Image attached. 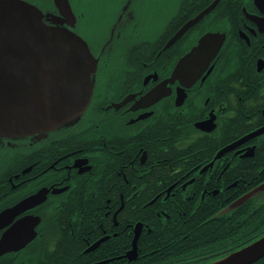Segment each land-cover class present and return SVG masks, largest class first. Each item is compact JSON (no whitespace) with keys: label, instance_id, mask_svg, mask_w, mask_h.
<instances>
[{"label":"flooded vegetation","instance_id":"obj_1","mask_svg":"<svg viewBox=\"0 0 264 264\" xmlns=\"http://www.w3.org/2000/svg\"><path fill=\"white\" fill-rule=\"evenodd\" d=\"M24 1L59 15L53 0ZM69 2L92 52L110 46L71 131L1 140L0 264H206L233 252L245 240L237 216L218 213L264 181L254 185L264 131L238 142L264 127V0H112L95 27ZM209 33L224 35L209 66L188 87L169 81Z\"/></svg>","mask_w":264,"mask_h":264},{"label":"water","instance_id":"obj_2","mask_svg":"<svg viewBox=\"0 0 264 264\" xmlns=\"http://www.w3.org/2000/svg\"><path fill=\"white\" fill-rule=\"evenodd\" d=\"M53 1L59 15L43 12L24 0H0V142L44 138L52 133L64 135L80 122L90 104L98 59L110 44L105 41L94 54L87 40L75 31L76 18L69 0ZM117 17L113 24L120 20ZM223 39L224 35L218 33L202 36L190 52L178 59L169 81L179 80L183 87L193 84L209 66ZM262 131L264 127L238 142ZM263 194L264 181L218 214L232 213ZM7 247L5 235L0 240V252ZM263 256L264 232L206 264H251Z\"/></svg>","mask_w":264,"mask_h":264},{"label":"trees","instance_id":"obj_3","mask_svg":"<svg viewBox=\"0 0 264 264\" xmlns=\"http://www.w3.org/2000/svg\"><path fill=\"white\" fill-rule=\"evenodd\" d=\"M260 165L261 171H254V175L256 176L254 185L264 180V159ZM232 213L237 216V221L234 222V225L236 224L234 226V235H238L236 241L245 239L242 242L244 244L264 232V202L258 203L255 199L251 198ZM225 228L222 227L221 229L223 237L226 233ZM251 264H264V256Z\"/></svg>","mask_w":264,"mask_h":264},{"label":"rangeland","instance_id":"obj_4","mask_svg":"<svg viewBox=\"0 0 264 264\" xmlns=\"http://www.w3.org/2000/svg\"><path fill=\"white\" fill-rule=\"evenodd\" d=\"M112 0H79V4L85 3L87 8H84V14L81 19L85 20L87 25L95 27L100 24L104 18L108 17L111 9ZM87 31L92 32L91 29L86 28ZM258 203L264 202V194L257 195Z\"/></svg>","mask_w":264,"mask_h":264}]
</instances>
